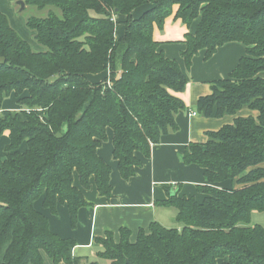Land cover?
<instances>
[{"label": "trees", "instance_id": "trees-1", "mask_svg": "<svg viewBox=\"0 0 264 264\" xmlns=\"http://www.w3.org/2000/svg\"><path fill=\"white\" fill-rule=\"evenodd\" d=\"M46 19L31 18L27 27L46 52H35L0 13V137L11 142L0 158V264H96L74 255L76 242L61 239L35 208L43 198L53 214L68 205L72 226L88 206L74 186L95 179L101 196L113 197L111 167L98 149L112 129L113 158L122 179L151 158L153 145L179 130L176 117L185 109L172 95L188 85L185 73L159 50L154 26L178 7L186 34L182 58L191 70L201 51L209 61L228 43H241L247 56L228 77L212 81L211 94L197 103L205 118L256 116L207 134L205 144H191L187 165H199L207 183L199 186L203 202L169 196L161 203L177 211L176 228L158 222L140 229L135 241L123 228L120 239L97 238L99 257L112 264H264V228L251 227L253 212L264 213V0H25ZM149 8L138 18L134 13ZM125 17V20H118ZM122 21V22H121ZM120 23L123 35L116 36ZM107 73L91 82L90 76ZM27 93V95H26ZM14 94L19 111L3 110ZM26 143L27 149L21 151ZM231 181L232 188L217 184Z\"/></svg>", "mask_w": 264, "mask_h": 264}, {"label": "crops", "instance_id": "crops-1", "mask_svg": "<svg viewBox=\"0 0 264 264\" xmlns=\"http://www.w3.org/2000/svg\"><path fill=\"white\" fill-rule=\"evenodd\" d=\"M12 1L15 0H0V13L9 14V5ZM148 9L139 8L135 11L134 18H138ZM173 9V14L165 20L163 28L154 26L153 39L159 44V50L166 53L169 59L176 61L187 73L189 83L186 89L181 93L172 92L174 97L185 104V109L176 117L179 130L164 136L160 144L153 145L150 159H146L140 153L136 154L143 165L139 167L135 177L123 180L119 173L118 161L113 158L114 132L109 129L108 140L102 143L98 155L111 167L113 197L109 200L101 196L96 188L95 179L91 180V189H83L76 175L74 186L83 191L88 203V206L80 209L76 227L72 226L67 204H60L57 213L53 214L44 208L43 198L35 203V208L49 220L50 230L54 234L61 239H73L76 242L73 253L83 260L91 261L88 256L90 250L96 245L100 247L96 239L106 238L108 233L112 232L115 240L118 241L120 230L127 228L132 232L131 240L135 241L140 229L147 231L153 222H158L167 229L172 228L177 218V211L161 203L167 202L173 192H177L179 198L194 197L198 202H203L204 199L198 188L207 183L205 171L199 165H187L184 162L183 155L187 148L191 144H205L208 133L233 124L237 118L256 116L248 109H243L237 116L227 115L219 119L205 118L197 112L199 99L211 94L212 81L228 77L238 67L240 59L247 56V51L241 43H228L219 48L209 61H205V52L201 51L195 56L192 68L187 72L181 52L186 48V34H194L197 22L188 27L180 18H176L179 8ZM120 20H125V17H120ZM10 25L13 28L11 21ZM124 32L125 29L118 31V36L123 35ZM106 77L107 73L92 75L90 81L96 83ZM19 109L20 105L14 94L4 100L3 110L19 111ZM10 142V131L5 130L0 137V158L5 157ZM21 146V151L27 149L26 143ZM217 185L227 189L234 186L231 181ZM50 263L54 264L51 261Z\"/></svg>", "mask_w": 264, "mask_h": 264}, {"label": "rangeland", "instance_id": "rangeland-1", "mask_svg": "<svg viewBox=\"0 0 264 264\" xmlns=\"http://www.w3.org/2000/svg\"><path fill=\"white\" fill-rule=\"evenodd\" d=\"M24 1L25 0L12 1L11 4L9 5L10 8V11H8L9 14L7 15L11 21L13 28H15L18 31V33L23 39H25L27 42L30 43V46L33 48L35 52H46V49L35 40V32L29 27H27V22L31 18L46 19V17H48L52 12H55L59 16H61L62 13L61 11L53 7H45V9L40 10L35 6L25 5V7L22 8L21 2ZM118 20H120V17L117 18V21ZM196 22L197 21H194V23ZM122 29L123 30L125 29V25L120 23L118 31L120 30L122 31ZM116 36H118V33L116 34ZM171 210H175V209H171ZM259 225L264 228V213L253 212L252 221L249 224V226L254 227ZM178 226L179 224L176 221H174L173 226L171 227L176 228ZM101 250L102 248L97 245L96 247H94V249L90 250L88 256L91 259V261L95 262L96 264H112L108 260L99 257L98 254ZM45 264H51L48 258L47 259L45 258Z\"/></svg>", "mask_w": 264, "mask_h": 264}, {"label": "water", "instance_id": "water-1", "mask_svg": "<svg viewBox=\"0 0 264 264\" xmlns=\"http://www.w3.org/2000/svg\"><path fill=\"white\" fill-rule=\"evenodd\" d=\"M21 5H22V8L25 7L24 2H21ZM175 195H177V192H173V193L171 194V196H175ZM126 261H127V264H132L130 261H128V260H126Z\"/></svg>", "mask_w": 264, "mask_h": 264}, {"label": "built area", "instance_id": "built-area-1", "mask_svg": "<svg viewBox=\"0 0 264 264\" xmlns=\"http://www.w3.org/2000/svg\"><path fill=\"white\" fill-rule=\"evenodd\" d=\"M193 116H195V114H193Z\"/></svg>", "mask_w": 264, "mask_h": 264}]
</instances>
